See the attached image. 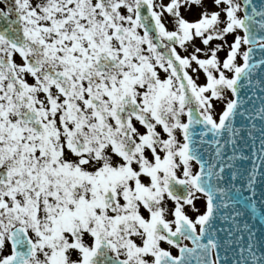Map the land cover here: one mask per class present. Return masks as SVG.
Listing matches in <instances>:
<instances>
[{"label": "snow or ice", "instance_id": "1", "mask_svg": "<svg viewBox=\"0 0 264 264\" xmlns=\"http://www.w3.org/2000/svg\"><path fill=\"white\" fill-rule=\"evenodd\" d=\"M0 264H264V0H0Z\"/></svg>", "mask_w": 264, "mask_h": 264}, {"label": "rangeland", "instance_id": "2", "mask_svg": "<svg viewBox=\"0 0 264 264\" xmlns=\"http://www.w3.org/2000/svg\"><path fill=\"white\" fill-rule=\"evenodd\" d=\"M187 15H188L189 19H192V18L195 17L196 13H195V11H194V12L189 13V14H187ZM199 82H200V83H203V82H204V76H203V74H201V76H200V81H199ZM202 205H203V201H198V202H197V206H198V207H202Z\"/></svg>", "mask_w": 264, "mask_h": 264}, {"label": "flooded vegetation", "instance_id": "3", "mask_svg": "<svg viewBox=\"0 0 264 264\" xmlns=\"http://www.w3.org/2000/svg\"><path fill=\"white\" fill-rule=\"evenodd\" d=\"M191 214V213H190ZM192 215V214H191ZM186 243H189L188 241H186ZM173 251L175 252L176 250L175 249H173Z\"/></svg>", "mask_w": 264, "mask_h": 264}]
</instances>
